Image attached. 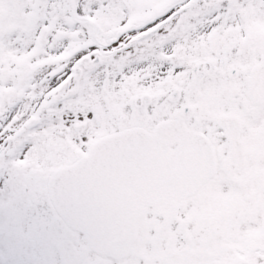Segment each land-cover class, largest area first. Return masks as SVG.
I'll return each mask as SVG.
<instances>
[{
    "label": "snow or ice",
    "instance_id": "snow-or-ice-1",
    "mask_svg": "<svg viewBox=\"0 0 264 264\" xmlns=\"http://www.w3.org/2000/svg\"><path fill=\"white\" fill-rule=\"evenodd\" d=\"M0 264H264V0H0Z\"/></svg>",
    "mask_w": 264,
    "mask_h": 264
}]
</instances>
